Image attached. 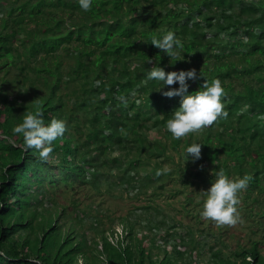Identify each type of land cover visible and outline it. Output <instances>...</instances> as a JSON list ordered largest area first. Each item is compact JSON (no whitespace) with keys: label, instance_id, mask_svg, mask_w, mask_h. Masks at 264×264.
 <instances>
[{"label":"trees","instance_id":"obj_1","mask_svg":"<svg viewBox=\"0 0 264 264\" xmlns=\"http://www.w3.org/2000/svg\"><path fill=\"white\" fill-rule=\"evenodd\" d=\"M168 31L184 44L177 57L151 43ZM154 66L196 69L190 92L219 78L227 116L173 137L166 120L181 97L162 92L179 83L157 91ZM28 111L66 123L46 158L12 131ZM192 142L201 155L185 162ZM219 169L249 177L237 205L244 242L234 246L221 235L227 225L174 230L182 222L152 203L183 193L180 208H197L198 220ZM114 188L147 194L141 226L161 228L170 251L154 236L144 245L141 215L118 217L114 241L108 215L57 200L61 189ZM0 264H264V0H92L87 11L78 0H0Z\"/></svg>","mask_w":264,"mask_h":264},{"label":"clouds","instance_id":"obj_2","mask_svg":"<svg viewBox=\"0 0 264 264\" xmlns=\"http://www.w3.org/2000/svg\"><path fill=\"white\" fill-rule=\"evenodd\" d=\"M78 3L85 11L92 6V0H78ZM151 43L170 58L181 55V50L184 48L183 42L172 31L159 38L153 37ZM196 75L194 68L166 72L161 66H154L147 73L149 80L160 82L161 86L157 91H161L166 85L179 83L178 87H170L162 92L168 97L174 95L181 97L179 106L172 110L166 120V129L177 139L211 125L218 117L227 116L221 99L225 91L221 80L205 79L197 90L190 92L187 80L195 79ZM12 131L17 134L22 133L27 147L39 150L41 158H46L52 151V142L65 133L66 123L59 118H53L45 123L39 112L28 111L23 116L22 122L16 124ZM201 145L202 143L192 142L185 148V162L200 157ZM248 180L247 175L233 178L223 169L216 171L210 187L201 190L206 197L201 216L217 225L236 224L239 220L237 209L239 194L246 189Z\"/></svg>","mask_w":264,"mask_h":264},{"label":"rangeland","instance_id":"obj_3","mask_svg":"<svg viewBox=\"0 0 264 264\" xmlns=\"http://www.w3.org/2000/svg\"><path fill=\"white\" fill-rule=\"evenodd\" d=\"M170 151V150H169ZM111 180H115L116 177H110ZM116 181V180H115ZM173 182H168L169 187H174V188H178L180 187L179 183L176 180H172ZM77 187V186H76ZM193 188V192L194 194L199 193L198 190L201 189V186L196 187L195 185L191 186ZM84 188V187H82ZM104 188V187H102ZM118 189V188H117ZM116 188H114L113 190V195L110 194H103V195H97L95 194V192H91V194H89V191H82V190H78V192H76L75 190H71L69 191L68 189H61L57 192V200L59 201V203H66V205H70V202L72 200H76L78 201V207H86L89 208L90 210L92 209L93 212H96L97 210H99L100 212H102L104 215H108L110 217V219L108 220V218H103V222H104V227L107 228L106 233H109L108 227H110V221H113V228L115 229V234H113L112 236H110V239H113L115 241L116 237L120 238L121 234L123 233V229L122 226L118 224V217L120 216H126V215H131V217H135L137 215H141L140 219L138 220L140 222V226H137V231L138 233H142L147 234V237L144 240V245L146 247H150V236H154V244H158L161 247L166 248L168 251H170L171 246H172V240L168 239L170 242H164L163 238L161 237V228H156V230L154 231L155 235H153V232L151 231V233L148 231L147 228H145L144 225L146 223V219H147V212H144L145 210H143L141 208V205L146 204L149 199L147 197V194L145 193H141L137 196L135 195V191L136 190H128V191H118ZM184 190V188H182ZM95 194V195H94ZM183 195V193H180ZM182 195H178L175 196L174 199H170L167 198V194H161L159 196H156L154 198V201L152 202L153 204H162L165 209L169 210V216L173 215L176 216L177 219H179V221L182 222L181 226H174L173 229L174 230H182L183 232L186 230V226H192L194 227L195 225L198 226H212L214 227L213 231L216 232V234H218V229L216 228L217 225H215V222L209 220V221H204L207 218H204L201 216L200 212H199V221L197 220V217L195 219L193 214H196V210L197 208H192V206H188L186 209L190 212H192V214L190 213H185L182 211V209L180 208L181 206V197L183 198ZM94 196V197H93ZM200 196V195H199ZM198 199L195 198V201H197ZM93 205V207H89V205ZM68 210L70 209V206L68 208ZM193 215V216H191ZM138 217V216H137ZM201 221V222H200ZM205 222V223H204ZM112 224V223H111ZM195 224V225H194ZM171 225V223L169 224ZM245 223L242 220L241 222H237L234 225H227V227L229 228L227 231H223L221 232L222 237H224V239L227 240L228 243H231L233 246L235 245V241L237 238H240L242 242H244V227ZM185 226V227H184ZM87 229V228H86ZM89 229V228H88ZM172 230V231H174ZM87 231L86 233L89 235V237L91 235L94 234L93 230H85ZM124 234V233H123ZM153 251V255L154 257L159 256L161 257L163 255V252L160 249L157 248H152L151 249ZM208 252H201V254L199 255V257L204 260L205 258H207ZM80 262H82V259L80 260ZM180 263V262H179Z\"/></svg>","mask_w":264,"mask_h":264}]
</instances>
